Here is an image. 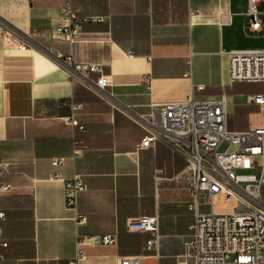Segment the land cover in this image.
Returning <instances> with one entry per match:
<instances>
[{
	"label": "crops",
	"instance_id": "0c3cea01",
	"mask_svg": "<svg viewBox=\"0 0 264 264\" xmlns=\"http://www.w3.org/2000/svg\"><path fill=\"white\" fill-rule=\"evenodd\" d=\"M65 1L0 0V158L10 163L0 181L12 186L0 195V264H70L83 237L103 235L115 242L82 244L84 264L119 256L176 264L192 219L185 184L173 178L184 159L161 138L136 150L147 132L141 117L153 102L224 97L227 128L248 129L258 111L248 96L264 83L231 82L226 52L264 47V0L255 31L244 29L247 0H73L79 15L106 20L83 24L72 43L54 31ZM67 55L102 65V95L71 76ZM52 172L81 177L75 209ZM150 215L160 234L153 249L149 232L126 229L128 219Z\"/></svg>",
	"mask_w": 264,
	"mask_h": 264
},
{
	"label": "built area",
	"instance_id": "2783aa9c",
	"mask_svg": "<svg viewBox=\"0 0 264 264\" xmlns=\"http://www.w3.org/2000/svg\"><path fill=\"white\" fill-rule=\"evenodd\" d=\"M72 1L66 0L61 5L60 19L54 25V31L69 43L78 39L86 22L106 20L104 15H79ZM258 1L247 0L250 31L260 27ZM3 31L0 20V33ZM41 34L45 35L46 31ZM226 54L231 82L264 83V47L232 49ZM63 61L73 78L99 95L109 85L101 64L76 61L71 55L65 56ZM91 73L97 76L92 78ZM143 81L150 88L149 77L144 76ZM201 88V85L194 87L195 90ZM248 100L257 105L258 111L251 116V126L243 131L227 128L224 97L153 102L149 113L141 117L147 132L136 150L151 147L161 138L184 159V167L173 178L185 184L190 196L187 209L192 219L188 226L190 238L176 264H264V196L261 193L264 186V92L251 94ZM67 120L77 125L74 117H67ZM79 152L80 146L75 142L73 155ZM62 164L61 158L51 160L54 167ZM9 165L0 158V174L5 173ZM49 178L64 180L65 204L75 209L78 195L85 189L81 177L74 174L64 178L52 172ZM11 188L9 182L0 181V195L9 193ZM3 217L0 211V218ZM78 221L83 223L85 217L80 216ZM126 229L149 232L146 248L157 247L160 237L157 215L130 218L126 221ZM114 242L115 237L110 235L83 237L70 264H84L86 256L82 244ZM117 264H138V256H119Z\"/></svg>",
	"mask_w": 264,
	"mask_h": 264
},
{
	"label": "rangeland",
	"instance_id": "374dc122",
	"mask_svg": "<svg viewBox=\"0 0 264 264\" xmlns=\"http://www.w3.org/2000/svg\"><path fill=\"white\" fill-rule=\"evenodd\" d=\"M244 26H245L244 29H248V27H249V23L244 24ZM258 161L260 162L259 159H258ZM261 193H262V195L264 196V186L261 188ZM262 240H263V252H264V235H263V237H262Z\"/></svg>",
	"mask_w": 264,
	"mask_h": 264
}]
</instances>
